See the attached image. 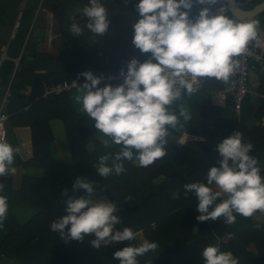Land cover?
Masks as SVG:
<instances>
[{"label": "trees", "instance_id": "16d2710c", "mask_svg": "<svg viewBox=\"0 0 264 264\" xmlns=\"http://www.w3.org/2000/svg\"><path fill=\"white\" fill-rule=\"evenodd\" d=\"M237 1L243 8H250L261 0ZM38 2L27 0L14 37L8 42L0 64V104L9 86L11 94L5 102L7 130L9 125L12 128L22 125L29 126L31 132L32 155L24 159L16 154L13 166L42 167L44 174L40 177L23 173L17 189L12 188L9 178L0 177L6 181L0 195L6 196L8 202V215L0 226V253L17 259L20 264H119L113 259L114 252L138 245L136 240L113 242L96 249L90 244L94 235L86 236L84 241L65 242L50 229L51 222L66 214L64 201L67 197L62 195L65 189L77 198L87 195L84 189H73L76 178L81 177L96 184L99 192L93 199L102 197L117 204L116 215L122 223L115 225L116 229L141 230L145 239L158 243L156 252L138 257L139 264H204L203 248L214 244H219L221 251H231L238 257L239 264H264V213L257 211L250 218L237 215L231 226L226 225L223 218L201 222L196 219L199 212L195 195L189 193L185 196L183 188L185 183H206L208 170L213 165L219 166L221 159L217 144L236 130L242 132L244 142L251 141L254 145L250 155L258 158L264 175V102L256 108L247 97L240 116H235L229 97L211 94L212 89L222 88L223 83L208 79L202 90L177 102L178 105L184 103L192 113V120L184 131L174 134L186 139L188 133L185 144L168 143L167 155L147 168L124 161L125 172L102 178L94 164L100 155L118 151V147H102L94 122L81 115L72 104L74 87L67 92L43 97L44 84L64 79L80 83L86 78L78 77L79 73L90 70L95 74L100 69H119L124 67L131 54L143 61L150 54H142L132 44L134 24L129 27L126 38L112 33L117 30L119 22V15L113 7L109 12V31L103 36L95 35L88 48L84 46L87 40L84 36L71 34L69 23L65 39L67 51H36L31 64L26 63L25 52L16 67L13 58L19 55L25 42L28 47L27 34ZM10 6L12 14L3 13V7H0V20L13 22L9 18L7 21L4 15H11L14 19L18 5ZM194 6L197 13L203 7ZM257 20L264 26V10L257 15ZM259 79V86L264 89V74ZM176 111L178 114V106ZM53 119L63 122L69 156L74 162L73 169L65 174V164L53 159L50 148L53 142L50 121ZM248 120L255 123L248 125ZM89 142L92 143L90 151L87 148ZM160 176L163 178L155 182ZM177 190L180 196L174 199L172 192ZM22 203L34 208L24 220L17 216Z\"/></svg>", "mask_w": 264, "mask_h": 264}, {"label": "clouds", "instance_id": "9594fccd", "mask_svg": "<svg viewBox=\"0 0 264 264\" xmlns=\"http://www.w3.org/2000/svg\"><path fill=\"white\" fill-rule=\"evenodd\" d=\"M218 2L139 0L135 7L140 18L133 25L132 44L142 54H150L149 58L143 62L132 58L126 74L121 69L123 82L116 85L100 87L101 78L90 70L78 74L86 78L83 84L73 80L78 111L94 122L104 149H119L99 156L94 167L100 177L122 174L126 171L124 161L151 166L167 155L169 140L185 144L188 133L186 139H175L174 134L184 131L192 113L184 103L177 102L191 98L197 91L195 85L205 78L228 84L239 67L237 57L250 47H264V35L258 31L264 26L259 20L229 15L231 0L212 11L210 6ZM194 4L203 7L192 19ZM79 12L87 17L86 28L94 35L103 36L109 31V12L102 0H89ZM69 31L79 37L84 26L73 19ZM253 148L251 141L244 142L241 131H234L217 144L221 159L219 166L208 170L206 183L183 185L185 196L193 193L196 197L198 221L223 218L231 226L237 215L250 218L257 211L264 213V175L258 158L250 155ZM19 151L6 141L0 142V177L15 174L13 165ZM95 185L77 177L73 189H84L87 195L77 198L64 190L66 214L51 222V231L65 242L84 241L86 236L94 235L90 244L96 249L113 242L135 241L137 233L130 227L115 228L122 223L116 215L117 204L93 199L99 192ZM4 188L0 183V192ZM179 196V190L172 192L174 199ZM7 215V197L0 195V226ZM158 247L157 242L143 239L138 245L117 250L113 259L119 264H139L138 257L156 252ZM202 256L204 264H239L238 257L231 251H221L219 244L204 247Z\"/></svg>", "mask_w": 264, "mask_h": 264}, {"label": "crops", "instance_id": "0c3cea01", "mask_svg": "<svg viewBox=\"0 0 264 264\" xmlns=\"http://www.w3.org/2000/svg\"><path fill=\"white\" fill-rule=\"evenodd\" d=\"M26 1L27 0L23 1L21 6H18V8H17V12H18L17 15L18 16L15 18V20L12 23H8L6 21H4V23H2L0 21V44H1L0 50H5V52H6L8 42L14 37V34L16 32V29L19 25V22H20V19L22 16V15H19V12L21 11V14L23 13L22 10L24 8ZM119 1H121V5L119 4L118 7H116L115 5H113V6L110 5V4H113L112 0H102V3H104L105 7L108 9V12H110L111 8H113V7L116 8V11L119 15V22H118L117 30L112 31V33L116 32V35H121L124 38H126L127 34L129 33L128 29L131 26V24H134L140 18L139 12L137 11V9L135 7V5L137 4V2H139V0H127L128 3H130L129 6L127 7V9L125 8L127 4L122 5L123 4L122 2L126 1V0H119ZM36 8H38V5ZM124 9H126V10H124ZM75 10H78V9L74 8V12H76ZM197 15H198V13L195 10V6H193V8L190 11V18L195 19V17ZM55 17L56 16L53 14L52 8L48 4L42 6L39 11H37V9L35 10L33 19L31 21V24H33V25H32L30 32L33 33V32H35L36 28H39L42 26H45V29H46L45 37L38 39L36 42V51H40V52L44 51V52H48V53H57L58 50H56V49L59 46V45H57V42H62V41H61L60 37L58 39L57 34L54 33L55 29L58 30L56 27H54L55 26ZM5 18L7 20L9 17H5ZM7 21H9V20H7ZM66 23H67V28H69L68 24L72 23V21H69ZM58 24H59V28H60L58 30V36H63L64 30H65L64 21L61 19V20H59ZM85 25H86V21H85ZM7 29L10 30V33L7 32V33H9L8 35L6 33ZM31 33H30V35H28V39H30ZM94 36L95 35L93 33H91V31L88 33V35H86V39H87L88 44H89V42H91L93 40ZM86 48H88V46H86ZM26 50H27V48L25 45L23 53H25ZM21 55L22 54L20 52L17 57L13 58V60L15 61L16 67L18 66L17 62H18L19 58L21 57ZM254 76H255V78H253L254 79L253 83H259L260 82L259 78L261 75H258L257 73H255ZM78 84H83V83L80 82ZM76 94H77L76 90L72 92L71 101H72L73 106L78 110L80 108V105L76 104V102H75L74 97ZM251 103L257 108L258 106H260L262 101H260L257 98V99H252ZM252 122L255 123L254 120L253 121L248 120V125L252 124ZM50 128H51L52 135H53V142L51 143V147H50L51 152H52V156H53V159L55 161H62L65 164V170H64V174H65V173H67V170L73 169L74 162L71 159V157L69 156L63 122L60 119H53L50 121ZM30 137H31V132H30L29 126H22L21 125V126L12 128L9 125L8 136H7L6 142L10 143L14 147L19 148L20 151L18 154L21 155V157L25 159V158L29 157L30 155H32ZM174 138L180 139L179 137H175V136H174ZM169 143L177 144V142H175L173 140H169ZM87 148H88V151H90L92 149V143L91 142L88 143ZM25 155H28V156H25ZM136 165H138V164H136ZM14 167L16 168L15 174L10 173L7 176L3 177V178H9L11 180V185H12L13 189H17L19 187L20 178H21V175L23 173H28L30 175L40 176V177L43 176V174H44V169L42 167H28V168H23L21 166H14ZM162 178H163V176H160L159 178H157L154 181L155 182L160 181ZM0 183H3L6 186V184H5L6 181L0 180ZM101 199H106V198L101 197ZM21 214L26 216L29 213L26 210V212H23ZM135 233L139 234L138 235L139 236V238H138L139 242H137V240H136V243L139 244L143 239H145V237H144L143 232L141 230H139ZM0 264H20V262L17 259L7 258L0 253Z\"/></svg>", "mask_w": 264, "mask_h": 264}, {"label": "built area", "instance_id": "2783aa9c", "mask_svg": "<svg viewBox=\"0 0 264 264\" xmlns=\"http://www.w3.org/2000/svg\"><path fill=\"white\" fill-rule=\"evenodd\" d=\"M225 2V0H219L216 5L210 6L212 11H216L221 7V5ZM229 15H232L229 10ZM21 15V11L19 12ZM22 52V51H21ZM5 54H0V64ZM137 58L141 62L143 60L139 59L137 55L131 54L127 57L124 67L119 69H100L94 75L99 76L101 78L102 84H119L123 82V77L121 76V69L124 70V73L127 72V64L132 58ZM239 61V67L235 72V75L231 78V81L228 84L223 83L222 88H216L211 90V94L219 95L224 94V97H229L232 100L233 107L232 110L235 116H240L242 104L244 100L248 97V99H259L264 102V89H261L258 83H252L251 78L255 73H264V47H250V49L242 53L239 57H237ZM207 78L198 82L195 87L197 92L202 90L205 87L207 82ZM83 81L82 83H84ZM73 89V81L69 79H64L60 82L52 83V84H44V91L42 96L46 97L49 94H59L62 92H67ZM11 91L9 86L5 91L2 102L0 104V142H4L8 135V130L6 127V120L8 117L7 112L5 111V102L7 98L10 96Z\"/></svg>", "mask_w": 264, "mask_h": 264}, {"label": "rangeland", "instance_id": "374dc122", "mask_svg": "<svg viewBox=\"0 0 264 264\" xmlns=\"http://www.w3.org/2000/svg\"><path fill=\"white\" fill-rule=\"evenodd\" d=\"M16 1H18V0H16ZM242 3H245V1H250V0H240ZM10 2V1H9ZM59 2H61V3H63L62 2V0L61 1H59ZM133 4V3H132ZM17 5H19V4H17ZM44 5H47L46 3L45 4H43L42 6H44ZM49 5V4H48ZM71 6H74L73 7V9H72V7ZM37 7V6H36ZM84 7V5L83 4H80V1H78V0H71V2H70V4H69V6H67V10H65L64 11V14H63V16H64V18H62V20L64 21V24L66 23V22H69V21H72L73 19H76L82 26H84V31H83V34H82V36H84L85 38H86V35H88V33L90 32V30H88L87 28H86V25H85V21H86V23H87V18L86 17H84V16H82L81 15V13L79 12V10L80 9H82ZM18 8V7H17ZM74 8H76V9H78V10H75L76 12H74ZM12 10V8H11V6H8V5H5L4 7H3V13H7V14H12L11 11ZM73 10V11H72ZM18 15L16 14V17H17ZM7 17H9V16H7ZM12 18H13V16H12ZM11 18V20H13ZM17 20V19H16ZM59 20H58V18H56L55 17V26H57V29L59 30L60 28H59ZM9 29V28H8ZM6 30V33L7 32H9L10 33V30ZM58 30H55L54 31V33H56L57 34V38L59 39V37H60V39H61V41L62 42H57V45H59L58 46V48L56 49V50H58L57 52H59V51H67V44H65V39L67 38V23L65 24V30H64V34H63V36H58ZM88 32V33H87ZM9 33H7V35L9 34ZM88 43H87V40H86V43L84 44V46H90V42H89V44L87 45ZM22 49V48H21ZM21 52V51H20ZM42 52V51H41ZM23 52H21V54H22ZM262 74H264V73H258V75H262ZM253 78H255V76H253L252 78H251V81H252V83H253ZM256 84V83H255ZM259 84V83H258ZM76 90V88L75 89H73V91H75ZM72 91V92H73ZM77 91V90H76ZM25 156H28V155H25ZM97 200H102V199H97ZM26 210L28 211V215H30V214H32L33 212H34V208L33 207H31V206H29V205H27V204H24V203H22L20 206H19V208L17 209V216L18 217H20V219H25V217H27L28 215H26V216H24L23 214H21V213H23V212H26ZM139 234H137V236H138ZM138 238H139V236L137 237V242H139L138 241Z\"/></svg>", "mask_w": 264, "mask_h": 264}, {"label": "water", "instance_id": "95a60500", "mask_svg": "<svg viewBox=\"0 0 264 264\" xmlns=\"http://www.w3.org/2000/svg\"><path fill=\"white\" fill-rule=\"evenodd\" d=\"M230 13L242 20H248V19H257V15L264 10V0H261L257 3H255L250 8H243L240 3L237 0H231V3L229 5ZM32 25L29 28L28 35L30 34V30L32 28ZM260 31L261 35H264V29H258ZM46 34V30L42 27L36 28L35 32L31 35V38L28 42V47L26 50V63L31 64L36 52V42L38 39L44 38ZM26 44V42H25ZM25 44L22 46L21 51L24 50ZM1 47V44H0ZM0 53H5V50H0Z\"/></svg>", "mask_w": 264, "mask_h": 264}, {"label": "flooded vegetation", "instance_id": "af4514ba", "mask_svg": "<svg viewBox=\"0 0 264 264\" xmlns=\"http://www.w3.org/2000/svg\"><path fill=\"white\" fill-rule=\"evenodd\" d=\"M10 1V2H9ZM23 1H25V0H18V1H16V0H0V6L1 7H4L5 5H8V6H10L11 4L12 5H14V6H16L17 4H19L18 6H21V4H22V2ZM59 1H61V0H39V2H38V8H36L37 9V11H39L40 10V8L42 7V5L43 4H49L50 5V7L52 8V12H53V14L56 16V18H58V20H61L62 18H64V16H63V14H64V11L65 10H67V5H69L70 3H68V1L67 0H62V2L63 3H61V2H59ZM78 1H80V4H83L84 6L85 5H88V3H89V0H78ZM27 2V1H26ZM130 2V1H129ZM112 3L113 4H110V5H115L116 7H118V5L120 4L121 5V1H119V0H112ZM123 4L122 5H125V4H127L126 5V9H127V7L129 6V4L130 3H128V1L126 0V1H123L122 2ZM26 4V3H25ZM104 4V3H103ZM25 6V5H24ZM126 9H124V10H126ZM18 13V12H17ZM22 15V14H21ZM2 17H3V15H2ZM4 17H7V14H5L4 15ZM12 17H11V15H9V19H11ZM15 18H16V16H15ZM15 18L12 20V21H14L15 20ZM4 20L5 19H1L0 21L2 22V23H4ZM54 27H56L57 28V26H54ZM42 28H44L45 29V26H42ZM46 30V29H45ZM56 30V29H55ZM31 33V32H30ZM33 33H31V35H32ZM30 35V34H29ZM46 35V34H45ZM30 38H31V36H30ZM30 40V39H29ZM25 48V47H24ZM26 52V51H25Z\"/></svg>", "mask_w": 264, "mask_h": 264}]
</instances>
